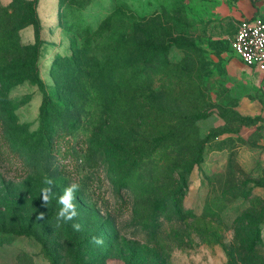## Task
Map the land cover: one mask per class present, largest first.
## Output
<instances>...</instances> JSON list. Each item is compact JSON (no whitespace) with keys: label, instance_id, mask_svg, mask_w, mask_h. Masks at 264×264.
I'll return each mask as SVG.
<instances>
[{"label":"rangeland","instance_id":"obj_1","mask_svg":"<svg viewBox=\"0 0 264 264\" xmlns=\"http://www.w3.org/2000/svg\"><path fill=\"white\" fill-rule=\"evenodd\" d=\"M252 15L0 0V264L264 262V73L231 47Z\"/></svg>","mask_w":264,"mask_h":264},{"label":"built area","instance_id":"obj_2","mask_svg":"<svg viewBox=\"0 0 264 264\" xmlns=\"http://www.w3.org/2000/svg\"><path fill=\"white\" fill-rule=\"evenodd\" d=\"M231 47L248 67L264 73V18L259 15L243 18Z\"/></svg>","mask_w":264,"mask_h":264},{"label":"trees","instance_id":"obj_3","mask_svg":"<svg viewBox=\"0 0 264 264\" xmlns=\"http://www.w3.org/2000/svg\"><path fill=\"white\" fill-rule=\"evenodd\" d=\"M42 89L44 88L43 85L41 86ZM46 94V93H45ZM50 104H51V100L49 98V96L46 94V98H45V103H44V107H43V114H44V117H45V114L49 111L50 109ZM45 119V118H44ZM160 137H156L153 142L154 143H159L160 142ZM149 148V147H147ZM260 232H257V234L255 235V237L251 240V243H249L247 245V247L243 244V246H245L250 252H253L254 249H255V246L257 244V242H259L261 240V234H259ZM238 251V247H232L230 252H229V255L231 256V262L234 263V264H237L238 262L235 261L234 259V254ZM242 264H245V260L244 258H241L240 259ZM255 264H264V262L262 261H255Z\"/></svg>","mask_w":264,"mask_h":264}]
</instances>
